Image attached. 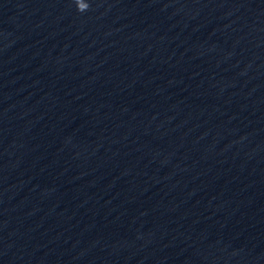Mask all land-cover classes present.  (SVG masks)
<instances>
[{
	"label": "clouds",
	"instance_id": "1",
	"mask_svg": "<svg viewBox=\"0 0 264 264\" xmlns=\"http://www.w3.org/2000/svg\"><path fill=\"white\" fill-rule=\"evenodd\" d=\"M74 3L76 4L77 10L81 13L87 11L90 6L87 0H74Z\"/></svg>",
	"mask_w": 264,
	"mask_h": 264
}]
</instances>
